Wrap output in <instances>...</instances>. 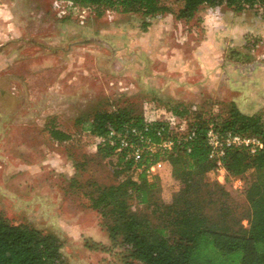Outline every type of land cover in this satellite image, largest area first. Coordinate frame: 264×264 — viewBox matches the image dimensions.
Masks as SVG:
<instances>
[{
  "label": "rangeland",
  "instance_id": "374dc122",
  "mask_svg": "<svg viewBox=\"0 0 264 264\" xmlns=\"http://www.w3.org/2000/svg\"><path fill=\"white\" fill-rule=\"evenodd\" d=\"M165 1L178 7L175 0ZM63 9L55 0H0V214L55 235L67 264H140L112 247L89 193L125 176L133 181L144 176L157 179L154 195L168 202L186 181L172 173L166 155L159 157L166 163L158 177L133 169L117 173L116 157H100L97 135L86 129L91 117L127 103L149 117L148 105L156 98L199 105L204 100L200 86L194 85L217 81L219 75L216 67L203 69L204 59L220 65L244 60L246 54L234 55L232 42L224 43L214 26L212 34L205 32L210 30L204 23V14L210 13L206 7L189 22L170 13L155 16L145 29L137 16L106 13L96 18L74 10L63 18ZM244 12L264 18L263 10ZM211 13L217 21L219 12ZM258 34L249 37L257 46L253 51L246 46L243 53L264 64V34ZM215 101L208 103L216 107ZM252 107L238 109L264 117V102ZM229 108L224 105L222 117ZM51 127L70 138L56 141ZM253 176V169L235 176L242 182L241 192L229 182L223 185L244 207V189ZM192 177L214 181L209 171ZM129 208L137 215L143 210L135 198ZM92 242L101 246L89 248ZM198 256L205 264H239L240 252L222 254L204 241Z\"/></svg>",
  "mask_w": 264,
  "mask_h": 264
},
{
  "label": "trees",
  "instance_id": "16d2710c",
  "mask_svg": "<svg viewBox=\"0 0 264 264\" xmlns=\"http://www.w3.org/2000/svg\"><path fill=\"white\" fill-rule=\"evenodd\" d=\"M69 3L67 15L74 10H86L96 18L106 13L139 17L143 29L153 17L173 14L177 20L189 22L201 7L214 9L225 6L235 12L247 9L263 10L264 0H175L173 9L165 0H62ZM257 42V41H255ZM153 105L164 106L175 114L189 117L188 128L194 131L190 139L175 143L166 153H154L151 160L166 155L172 173L184 175L186 184L164 202L154 195L157 179L147 181L141 176L133 181L129 176L116 183L98 186L89 193L92 209L99 214L113 248H118L129 262L140 264H205L198 256L201 242L210 241L222 254L240 252L239 264H264V148L255 154L244 149H228L223 164L228 176L235 177L246 169H253L254 176L244 189V207L215 181L193 175L206 173L213 167L207 159L208 146L205 132L209 125L217 131H232L241 135H259L264 138V117L248 114L230 104L225 117L222 109L214 112L212 104L203 102L195 110L183 103L168 104L156 98ZM205 104V105H204ZM146 123L141 110L132 103L96 112L88 129L102 135L105 125L116 129ZM163 126L159 121L148 122L147 134L156 140L155 130ZM56 141L70 136L55 128L49 130ZM170 135L163 128V137ZM176 137V135L174 136ZM103 158L115 156L117 173L132 170V161L126 151L115 146H98ZM135 198L142 212L130 211V200ZM246 224H243V221ZM89 248L101 244L87 243ZM59 239L50 233L22 223H13L0 214V264H67L61 255Z\"/></svg>",
  "mask_w": 264,
  "mask_h": 264
},
{
  "label": "built area",
  "instance_id": "2783aa9c",
  "mask_svg": "<svg viewBox=\"0 0 264 264\" xmlns=\"http://www.w3.org/2000/svg\"><path fill=\"white\" fill-rule=\"evenodd\" d=\"M55 3L63 6L62 17L67 15L69 3L62 0H55ZM248 46L250 51H253L257 46V42L249 41ZM148 108L150 116L148 117L144 112L146 123L142 127L129 125L116 129L107 124L104 133L96 136V146L109 145L124 149L126 158L132 161V169L143 172L147 178H153L161 175L166 161L161 158L151 160L148 157L155 152L166 153L171 151L175 143L190 139L194 131L188 128L189 117L177 115L172 110L157 104H149ZM188 108L195 110L196 105H189ZM154 120L161 122L163 125L155 130L156 140L147 134L148 122ZM164 127L170 135H176V137L164 138ZM205 139L208 146L207 159L213 163V167L209 170L213 180L221 185L229 182L234 190L241 192L243 185L240 178L228 176L225 169L223 164L225 153L228 149L236 148L255 154L264 148V138L259 135H241L232 131L217 132L209 125L205 132Z\"/></svg>",
  "mask_w": 264,
  "mask_h": 264
},
{
  "label": "crops",
  "instance_id": "0c3cea01",
  "mask_svg": "<svg viewBox=\"0 0 264 264\" xmlns=\"http://www.w3.org/2000/svg\"><path fill=\"white\" fill-rule=\"evenodd\" d=\"M212 10L207 11L210 12L209 15L216 11ZM217 11L219 12L216 15L217 21L213 20L214 15L211 18L207 13L204 14L206 30L214 26L215 31L223 37L224 43L225 41L226 43L232 42L230 46L232 44L234 47H230V51L240 58L242 54H246V58L244 60L234 58L228 60L226 64L220 62V65L219 62L210 59L211 57L204 59L203 69H208L210 66L218 68V80L204 84L202 82L194 87L200 86L202 92V97H200L204 102L214 103L215 100L219 102L216 107L212 104V109L215 111L232 102L241 110L242 107L247 108L248 106L259 108L264 102V64H257L253 59H249L248 53L243 52H248L246 46H248L249 37L256 33L264 34V18L260 19L254 13L235 12L225 6L219 7ZM208 31L205 32L212 34L211 29ZM225 72L233 74L232 78L225 75ZM208 74L209 71L206 70L205 75ZM220 74H223L222 78Z\"/></svg>",
  "mask_w": 264,
  "mask_h": 264
}]
</instances>
